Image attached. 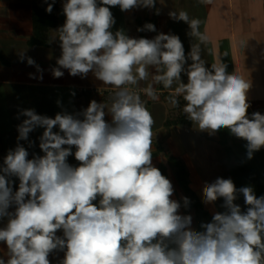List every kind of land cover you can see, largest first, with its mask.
<instances>
[{
	"label": "clouds",
	"instance_id": "clouds-1",
	"mask_svg": "<svg viewBox=\"0 0 264 264\" xmlns=\"http://www.w3.org/2000/svg\"><path fill=\"white\" fill-rule=\"evenodd\" d=\"M53 3L46 12H52ZM155 4L156 0H65V22L51 36L58 37L61 48L52 75L62 77L61 69H67L84 78L91 71L115 91L110 103L92 100L75 114L65 111L52 118L21 110L26 118L17 126L18 143L0 166V219L7 217L0 242L6 244L8 257H0V264H50L54 250L64 252L60 264H264V196L217 177L204 186L203 200L208 204L222 198L226 211L215 213L198 231L192 227V216L181 214V203L171 198V181L152 164L155 121L140 91L157 100L155 84L164 89L177 85L169 103L178 106L177 96H182L183 113L200 130L215 134L227 129L245 140L248 159L264 147V114H247L249 81L228 73L222 63H213L211 71L205 67L201 46L209 43V36L200 30V19L183 10L168 13L186 22L188 35L197 41L187 58L175 34L130 38L122 30H110L115 19L109 6L130 11ZM137 31L156 32V27L146 23ZM246 44L240 41V47ZM18 55L36 67L42 80L43 69L24 51ZM187 59L192 63L185 69ZM150 66L156 70L151 82L140 91L129 87L148 81ZM182 72L187 83L181 81ZM105 109L111 123L105 120ZM57 126L59 131H53ZM37 127L44 129L39 137L44 155L29 159L19 141L28 140ZM72 146L79 161L76 167L67 162ZM10 177H18V190H13ZM237 192L243 194L246 211L234 203ZM98 197L99 206L93 203ZM182 199L187 208L189 198ZM13 205L14 212L9 211Z\"/></svg>",
	"mask_w": 264,
	"mask_h": 264
},
{
	"label": "crops",
	"instance_id": "crops-1",
	"mask_svg": "<svg viewBox=\"0 0 264 264\" xmlns=\"http://www.w3.org/2000/svg\"><path fill=\"white\" fill-rule=\"evenodd\" d=\"M43 1L45 0H0V53L2 56L0 60V117L2 119V121L0 120V160L2 163L8 151L10 149L14 150L18 143L17 137L19 133L17 126L26 118L20 114L21 110L33 109L39 115L54 118L57 113L65 111L70 114L81 112L87 108L92 100L108 104L93 91L100 87H110V85H105L98 80L93 72L90 71L84 78L70 75L67 69H61L64 72L62 77L55 78L52 75L51 70L54 67H58L57 59L61 55L58 37L55 40L51 39L48 45L28 43V38L33 31V4ZM55 2L57 20L56 24L49 29L50 36L53 35V32L58 27L63 25L66 19L63 14L65 0H55ZM199 5L208 15L214 13L213 15L220 16V11L223 13L228 10L231 30L234 34L237 30L246 35L256 30L264 31V0H212L210 4H201L198 0H156L154 8L138 7L130 11H121L119 6H109L115 19V23L110 30L113 33L122 30L130 38L144 37L152 39L160 32L175 34L180 37V31L183 30V33L185 32V22L171 19L168 13L173 10L177 12L183 10L190 16ZM236 13H238L237 18L235 17ZM255 13L260 14L262 17L256 23L253 22V14ZM147 20L148 22H146ZM146 23L154 24L156 32L137 31L138 28L143 27ZM213 28L216 27L213 26ZM200 30L209 36V43L206 46H201V59L204 60L205 67L211 71L213 63H227L229 56L223 55L225 49H227L223 46L224 36L221 33L218 36H213V31L207 28L206 23L200 26ZM244 40L247 41L246 45L252 46L248 36ZM195 43L197 41L189 35H185V39L183 38L182 42L184 49L192 48ZM217 45L224 47L223 50H217ZM235 45L237 46L236 42H234V48ZM244 50L247 66L249 67L251 64L247 58L248 54L252 53L250 48ZM20 51H24L26 57H31L43 69L42 80L39 78L40 73L37 72L34 65H28L27 59L20 60L18 55ZM236 54L238 56L237 51ZM191 63V59L189 62L187 61L185 69ZM235 63L237 65V73L242 76V67L240 64L238 65L236 60ZM155 71V68L150 66L149 80L140 81L137 85L141 88L146 87L151 82V74H155ZM226 71L228 72V68ZM263 71L264 66L261 72ZM30 73L33 74L32 77H30ZM229 73L231 74L230 71ZM185 74L186 72L181 73V81L183 83H187V80L184 79L187 77ZM176 86L174 84L171 89H164L162 85L155 84L154 88L158 94L157 100H151L145 95L141 96L155 121L152 138L153 166L162 163L163 158H165L164 151H158L157 145L159 142L166 143V146L169 143L175 150L176 147L171 142L173 141L175 144L179 142L177 149H180V151L177 152V155L184 159L182 151H185V145L181 139L183 135L181 136L180 132L178 133L180 128L170 121V116L174 109L168 101L169 96L167 94H173ZM58 101L59 103H57ZM247 102L251 111H253L252 104H255V102L261 103L262 108L258 110L264 113V98H254L250 93H247ZM1 113L5 116L1 115ZM105 113L106 121L111 123V115L107 109H105ZM6 117L9 119H7L8 121H5ZM80 118L82 119L83 117L81 116ZM193 124L194 122H192ZM181 127L183 128V124ZM184 129L183 132H185ZM43 130V128L37 127L29 133L28 140L33 142L31 145H29L28 140L19 141L29 154L44 155L39 147V137L42 135ZM53 131H59L58 126ZM75 150V146H72L73 155L67 158V162L73 167L79 165V161L74 156ZM93 203L99 206V197ZM57 235L63 237V231L58 230ZM56 252L58 253V251Z\"/></svg>",
	"mask_w": 264,
	"mask_h": 264
},
{
	"label": "rangeland",
	"instance_id": "rangeland-1",
	"mask_svg": "<svg viewBox=\"0 0 264 264\" xmlns=\"http://www.w3.org/2000/svg\"><path fill=\"white\" fill-rule=\"evenodd\" d=\"M205 11V10H204ZM201 6H197V8L194 10V13L190 15V18H198L201 20V25H204L206 23L207 28L211 29L213 31V36H218L219 33L224 36V42L223 46L227 49H225V52L223 55L229 56V61L227 63H223L226 65V70L228 68L229 71L232 73H237V65L235 63V60L237 61L238 65L242 67L241 75L242 77L246 78L250 83V88L248 89L247 93H250L254 98H264V71L261 72L264 66V31L263 30H256L252 33H248V35L243 34L240 30L235 31V34L232 33L231 30V20L228 15V10L220 11V16L210 14L208 15L206 12H204ZM235 17H238V13H236ZM253 22L256 23L262 19L261 15L258 13L253 14ZM185 32L183 33V30L180 31V40L183 42V38L185 39V35L188 36L189 32V26L185 22ZM215 26L216 28H213ZM182 34V35H181ZM248 36V39L251 40L252 46L246 45L244 47H240V41L244 40ZM234 42H236L237 46L235 45L234 48ZM222 46L217 45L216 49L223 50ZM252 54H248L247 60L250 62V66H247V61L245 59V50L249 49ZM186 55L188 57V53L191 51V48H185ZM236 51L238 52V56L236 54ZM186 57V58H187ZM251 59V60H249ZM190 59H187L189 62ZM187 76V74H185ZM188 80V77L184 78ZM185 82V80H184ZM183 105L173 106L174 112L170 116V121L176 124V127L178 126L180 130L181 136L183 135L182 143L185 145V151H182L184 154V160L186 164L188 165V168L191 173V178L193 185L196 189L197 194L202 199L203 203V188L207 183H211L215 181L217 177L220 178H228L230 175L228 172V165L230 162L237 163L239 161L240 157H244L247 155V149L246 145L244 144L246 141L237 138L234 135H222L218 132L215 134H209L208 131L200 130L195 123L192 125L191 120L187 118V115L183 113L182 108ZM262 108L261 103L252 104V110L247 109V114L249 115V118H251V114L253 112H260L258 109ZM10 114V112L8 111ZM1 115H4L1 113ZM5 116V115H4ZM8 118L6 117L5 121ZM0 120L2 121L1 117ZM183 124V128L181 127ZM192 125V126H191ZM191 128L189 129V127ZM185 128V129H184ZM183 129L185 132H183ZM193 133H192V131ZM177 139V138H176ZM178 141V140H177ZM175 145L176 150L173 149V146H170L168 143L166 146V143L163 144L162 142L158 143V151H164L165 158H163L162 162H167V158L171 154H177L180 149L178 148V144H175L173 141L171 142ZM226 144H229L231 147V156H228V152L226 150ZM257 156H255L256 159L259 161L264 162V147H262L260 150L256 151ZM181 154V153H180ZM37 155V154H34ZM33 154H29L28 158L31 159L34 156ZM255 155V154H254ZM3 165V163L0 160V166ZM168 171L170 172V168H168ZM168 178L174 188L172 199L178 201V198L183 195L180 188L177 186L176 182L172 178V174L168 173ZM12 180V187L13 190H18L19 186V179L18 177H11ZM220 199V198H219ZM179 202V201H178ZM204 206L209 210V216L197 220L192 215V227L195 229L198 226H200L202 223L211 222L212 216L220 212L217 208V202L212 203H204ZM248 205L243 203L241 207V211H246ZM15 206L9 208V211L14 212ZM180 213L184 214L182 212V209L180 208ZM7 224V217H4L0 219V228L5 227ZM58 251V253L56 252ZM0 257H3L5 260L7 257V246L4 242H0ZM64 257V252H60L59 250H54L52 253L49 254V261L50 264H60V261Z\"/></svg>",
	"mask_w": 264,
	"mask_h": 264
},
{
	"label": "trees",
	"instance_id": "trees-1",
	"mask_svg": "<svg viewBox=\"0 0 264 264\" xmlns=\"http://www.w3.org/2000/svg\"><path fill=\"white\" fill-rule=\"evenodd\" d=\"M49 3H53V0H45L43 2L33 4V31L31 36L28 38V43L30 44L48 45L50 43L51 36L49 29L56 24L57 15L56 2L53 3L51 13L45 11ZM146 22H148V20ZM1 59L2 56L0 53V60ZM167 94L168 96L171 95L170 93ZM177 99L179 100V106L185 103L182 96H177ZM219 133L224 136L231 134L227 129H221ZM246 143L247 142L244 144L246 145ZM226 150L228 152V156H231L232 151L229 144H226ZM255 156L258 157L256 151L253 153V157L251 159H248L246 155L244 157H240L237 163L230 162L228 165V172L230 174L228 178L234 182L237 189L244 186H250L252 187L254 194L257 197H260L264 196V162L261 160L259 161L255 158ZM155 167L158 168L165 177L168 176V173L172 174V178L183 193V195L178 198V201L181 203V209L184 214H190L197 220H201L209 216V210L204 206L202 199L197 194L193 185L188 165L180 155L171 154L168 156L166 163H159ZM168 168H170V172L168 171ZM9 179H11V177ZM183 197L189 198L190 204L187 208L183 206ZM216 202L217 208L220 212L226 211L223 207L222 198H218ZM244 202L243 194L237 192V198L234 203L242 207ZM195 230L202 231L203 229L200 225L195 228Z\"/></svg>",
	"mask_w": 264,
	"mask_h": 264
},
{
	"label": "built area",
	"instance_id": "built-area-1",
	"mask_svg": "<svg viewBox=\"0 0 264 264\" xmlns=\"http://www.w3.org/2000/svg\"><path fill=\"white\" fill-rule=\"evenodd\" d=\"M129 87H132L134 90L136 91H140L142 88L138 85H135V86H129ZM115 91V89L112 88V86L110 87H100V88H96L94 89L93 93L97 94L100 98H102V100L104 102H108L110 103V95ZM140 94L141 96H143V92L140 91ZM107 120V119H105Z\"/></svg>",
	"mask_w": 264,
	"mask_h": 264
}]
</instances>
